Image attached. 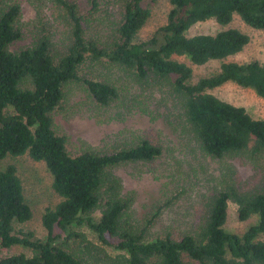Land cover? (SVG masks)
<instances>
[{"label": "trees", "instance_id": "trees-1", "mask_svg": "<svg viewBox=\"0 0 264 264\" xmlns=\"http://www.w3.org/2000/svg\"><path fill=\"white\" fill-rule=\"evenodd\" d=\"M52 1L70 32L62 52L54 50L49 37L12 50L23 38L18 26L21 7L14 3L0 14V162L24 155L45 162L53 176V190L62 201L43 216L46 238L16 231V224L33 219V211L18 168L10 164L0 170V264H264V241L259 240L264 234V181L250 190L229 184L210 199L196 230L180 239L168 234L148 242L147 229L140 230L131 222L129 211L134 196H123L121 182L112 169L152 161L162 154V148L144 139L111 154L86 149L73 156L67 138L57 134L54 120L65 88L82 80L79 72L83 66L95 72L96 79L84 81L103 106L120 98L117 83L105 73L108 65L142 80L151 74L174 76L173 90L182 100L188 122L205 153L262 163L264 119L256 120L245 108L207 91L235 82L264 98V62L225 63L219 74L191 82L193 66L234 56L251 38L235 28L214 35L188 33L197 24L211 20L227 27L236 15L251 28L264 30V0H170L167 23L144 42L136 40L152 14L145 3L158 0H120L121 18L114 25L116 38L111 45L86 35L77 2ZM176 57H186L191 63ZM229 202L238 205L240 220L257 215L259 222L243 235L226 232ZM98 210L102 216L97 221L93 215ZM85 224L104 245L121 253L116 257L103 251L94 254V246L86 236L72 229ZM15 246L31 249L32 255L8 256L2 251Z\"/></svg>", "mask_w": 264, "mask_h": 264}, {"label": "rangeland", "instance_id": "rangeland-1", "mask_svg": "<svg viewBox=\"0 0 264 264\" xmlns=\"http://www.w3.org/2000/svg\"><path fill=\"white\" fill-rule=\"evenodd\" d=\"M74 1L80 7L86 35L105 44H113L116 38L114 25L121 18L120 0ZM14 3L21 7L18 26L23 38L12 46V50L25 48L49 37L54 50L62 52L70 39V32L57 5L52 0H0V14ZM145 6L151 9L152 14L139 32L136 42L149 40L164 26L172 8L170 0L145 3ZM229 28L239 29L249 35L250 43L242 52L225 60L193 66V84L201 78L219 74L225 63L264 62V30L251 28L237 15L227 27L211 20L197 24L188 35H214ZM176 59L191 63L186 57ZM105 68V73L119 87V100L110 106L99 104L84 81L96 79V74L90 71V66H83L79 72L82 80L70 83L64 90V98L54 113L55 129L58 135L67 138V147L73 156L86 149H93L99 154H111L135 146L144 139L162 148V154L152 161L123 164L112 169L121 182L123 196H134L129 211L131 222L138 225L140 230L147 229L145 235L148 242L168 234L180 239L196 230L210 199L229 184L244 190L256 189L263 184L264 161L257 164L240 158H216L202 150L188 122L183 102L173 90L174 76L162 78L151 74L142 80L116 67L108 65ZM207 92L234 106L245 108L256 120L264 119V98L252 88L228 82ZM10 164L18 168L26 200L33 211V219L25 224H16V231L32 232L44 239L47 232L43 226V216L62 201L53 190V176L45 162H36L29 155L7 157L0 162V170ZM93 216L98 221L102 216L101 211H96ZM258 222L257 215L247 221L240 220L238 205L229 202L228 219L224 227L226 232L243 235ZM72 229L86 236L94 246V254L103 251L116 257L121 253L104 245L98 234L86 224L73 226ZM55 233L59 234L60 230L56 228ZM259 240L264 241V234ZM70 243L74 244V241ZM2 251L8 256L32 255L31 249L23 246ZM83 253L88 254L87 250ZM227 256L232 258L230 252Z\"/></svg>", "mask_w": 264, "mask_h": 264}]
</instances>
